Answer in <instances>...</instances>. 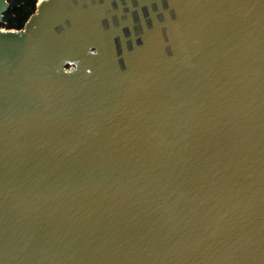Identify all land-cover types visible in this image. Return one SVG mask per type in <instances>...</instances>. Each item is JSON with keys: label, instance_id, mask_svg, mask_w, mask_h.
<instances>
[{"label": "water", "instance_id": "1", "mask_svg": "<svg viewBox=\"0 0 264 264\" xmlns=\"http://www.w3.org/2000/svg\"><path fill=\"white\" fill-rule=\"evenodd\" d=\"M0 264H264V0L0 28Z\"/></svg>", "mask_w": 264, "mask_h": 264}, {"label": "trees", "instance_id": "2", "mask_svg": "<svg viewBox=\"0 0 264 264\" xmlns=\"http://www.w3.org/2000/svg\"><path fill=\"white\" fill-rule=\"evenodd\" d=\"M38 0H7L8 8L3 13L1 25L6 28L20 29L35 11Z\"/></svg>", "mask_w": 264, "mask_h": 264}, {"label": "rangeland", "instance_id": "3", "mask_svg": "<svg viewBox=\"0 0 264 264\" xmlns=\"http://www.w3.org/2000/svg\"><path fill=\"white\" fill-rule=\"evenodd\" d=\"M0 28H3V29H8V28L4 27V26H3V25H1V24H0ZM13 29H15V28H13ZM69 67H70V64H66V65H65V68H67V69H68Z\"/></svg>", "mask_w": 264, "mask_h": 264}, {"label": "bare ground", "instance_id": "4", "mask_svg": "<svg viewBox=\"0 0 264 264\" xmlns=\"http://www.w3.org/2000/svg\"><path fill=\"white\" fill-rule=\"evenodd\" d=\"M39 1H40V0H38V2H39ZM38 2H37V3H38Z\"/></svg>", "mask_w": 264, "mask_h": 264}]
</instances>
